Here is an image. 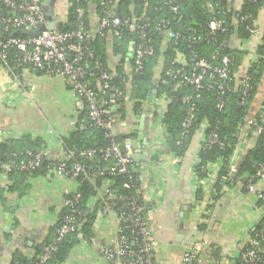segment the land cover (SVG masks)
<instances>
[{"label": "trees", "instance_id": "16d2710c", "mask_svg": "<svg viewBox=\"0 0 264 264\" xmlns=\"http://www.w3.org/2000/svg\"><path fill=\"white\" fill-rule=\"evenodd\" d=\"M69 7L66 11L65 21L57 29L62 33H70L77 30L79 26L90 28V13L93 12L98 19L105 17L106 13H113L121 18L147 19L152 25L162 22L166 30L177 35L176 39L170 40L163 33L158 34L148 30L142 43L153 49L150 56H146L142 62V69L138 74L133 70V52H129V44L138 41L135 33L121 28V36L113 38L110 30L104 31L103 35H94L89 42L82 43L91 55L84 57L80 65L83 70V78L80 80L88 90L98 93L96 107L99 119L102 123H109L106 128L96 124L89 116L91 111L85 98L83 106L77 109L75 129L66 137L61 138L64 150V163L67 172L66 177L74 180L77 186L79 198L73 208L77 211L75 215L74 231L68 234L62 241L55 244V250L51 253L45 264H63L68 258L71 250L81 240L91 241L93 237V224L97 214L104 209V201L107 197L105 191L114 197L111 204V213L116 219L127 215L131 207L144 204L140 199L136 175L131 173V163L128 172L121 174L117 169V159L113 156L105 157L102 150L112 143L122 145L129 136L114 132L115 122L124 120L126 115V96L132 104L133 113L140 115L143 105L151 98L166 97L168 104L162 115L161 123L166 130V147L177 158H183L188 151L193 137L202 130L204 136L214 134L217 136L219 145H213L209 149L198 150L195 174L204 177L207 165L221 160V168L218 171L216 193L219 195L221 188L241 185L244 193L248 192L245 182L252 177L258 167L264 163V131L257 132L255 126H249L247 135L254 136V144L248 146L244 155L235 165V172L229 174L228 166L230 159L240 144V126H243L247 118L264 128V98L257 112L254 111L256 95L264 72V35L255 49L254 60L250 63L247 76L249 77V90L245 95L237 92L220 94L214 90L212 85L206 82L200 90L192 85L183 83V75L191 73L195 63L204 60L212 65H220L222 57H228V69L230 71L229 85L236 88L234 75L241 64L245 52L231 49L230 38L236 35L241 41H247L250 37V29L254 27L258 12L264 8V0H242L240 9L235 11L229 5V0H65ZM177 7L176 12L170 8ZM4 15L8 16L11 11L0 5ZM43 13L44 8L42 7ZM47 17V15L45 14ZM246 17V18H244ZM142 19V20H143ZM211 21H221V26L211 34L208 25ZM152 29V28H151ZM8 33L0 31V42H6ZM15 37L24 38L17 34ZM7 53L11 59L17 54L15 49H8ZM109 54L118 57L115 69L109 67ZM182 57V62L178 58ZM161 61V63H160ZM129 66L130 70L126 69ZM161 66L156 76L155 70ZM181 70L178 75L168 76L170 71ZM109 74L108 90L100 94V73ZM42 75V73H39ZM70 87V86H68ZM118 91L121 98H112L114 92ZM198 95V97H196ZM188 97V103L182 99ZM110 99H116L110 103ZM222 100L224 108L218 110L216 103ZM243 103V104H242ZM193 107L194 118L188 127L187 133L182 135V123L188 116L187 109ZM111 132V137L107 134ZM47 146L40 138L24 136L17 140H7L0 143V173L4 167L10 164L22 165L32 160L35 156L44 159V173L49 167L54 166L46 156ZM87 150H94L92 158L81 155ZM80 166V171L73 176L74 165ZM101 174H97L98 172ZM113 173V174H112ZM39 167L23 171L11 169L7 173L8 186L0 188V203L5 200V191L24 195L29 186L27 181L42 176ZM129 183L130 188H124ZM100 195L93 207L88 206L91 198ZM202 192L197 191V200L202 199ZM67 198V196H66ZM120 198H124L121 200ZM255 208L260 216L255 226L260 229L264 222V206L255 199ZM70 214V208H63L58 216L52 235L45 242L35 248V255L29 259L15 256L12 264H38L43 254V248L54 242L55 232L63 223L64 218ZM200 232L206 231V224L198 227ZM211 256L219 260V249L211 244Z\"/></svg>", "mask_w": 264, "mask_h": 264}, {"label": "crops", "instance_id": "0c3cea01", "mask_svg": "<svg viewBox=\"0 0 264 264\" xmlns=\"http://www.w3.org/2000/svg\"><path fill=\"white\" fill-rule=\"evenodd\" d=\"M241 1L229 0V5L237 11ZM42 4L43 8H49L45 13L47 17L59 19L60 24L65 21V0H43ZM89 21L92 28L98 17L91 12ZM255 25L259 32L264 29V8L258 12ZM259 43L258 34L247 41L239 40L236 35L230 38L231 49L245 52L234 75L235 86L240 85L247 73ZM109 58V67L115 69L118 57L109 54ZM178 60L183 61L182 57ZM160 68H156V76ZM126 69L130 70V67ZM129 96H126L125 118L115 122L113 130L129 136V143L135 141L136 147H140L135 151L131 148V153L140 155V170L135 175L144 204L143 215L153 235L155 261L178 264V258L196 240L215 244L219 249L218 256L221 254L228 259L234 254L237 242L246 239L257 222L255 197L242 192L238 184L221 188L217 195L215 187L221 160L207 165L204 177L195 174L197 154L204 136L202 130L195 134L183 158H177L168 150L166 130L161 123L168 104L166 97L151 98L143 105L141 114L135 115ZM263 98L264 72L253 108L255 112ZM76 99L62 78L27 73L18 83L0 66V143L24 136L40 138L47 146L48 158L63 159L61 138L75 129ZM248 128L245 125L241 130L240 144L230 159L234 167L248 146L254 144V136L247 135ZM41 173L42 176L27 181L29 190L24 195L5 191V200L0 203V264H12L15 256L26 260L33 257L35 248L52 235L62 210L64 192L77 187L73 179L55 175L50 169L45 173L43 169ZM7 186L8 177L0 173V188ZM197 191L202 192L201 200L196 198ZM99 198L100 195L91 198L88 206L93 207ZM203 223L207 229L200 232L198 227ZM116 227L113 214L102 216L93 224L91 241L81 240L63 264H98L97 246L113 240ZM227 235L234 240L227 245L222 240V245L219 244L218 239Z\"/></svg>", "mask_w": 264, "mask_h": 264}, {"label": "built area", "instance_id": "2783aa9c", "mask_svg": "<svg viewBox=\"0 0 264 264\" xmlns=\"http://www.w3.org/2000/svg\"><path fill=\"white\" fill-rule=\"evenodd\" d=\"M42 2L43 0H0V5L11 11V14L6 16L2 8L0 9V31L3 33H10L14 30L32 29L45 24L47 22V17L43 13ZM65 6L66 9H68L69 5L66 1ZM170 10L176 12L177 7L172 6ZM142 19L143 17L139 19L121 18L113 13H106L105 17L98 19L96 25L89 29L79 26L76 31L70 33H62L56 29L53 31L46 30L35 38L12 37L4 43L0 42V66L18 83L20 77L27 73H42V75L62 78L75 94L78 109L83 106V101L80 98H85V102L89 104L91 109L89 113L90 118L94 120L97 125L109 128V123H102L99 119V114H103V112H99L95 105L98 93L88 90L86 85L80 81L83 78V70L80 63L84 57H89L91 55V52L87 48H84L82 43L89 42L94 35L102 36L106 30H110V35L113 38L121 36V28L127 29L128 32L135 33L138 41L132 43L133 70L135 74H138L142 69L143 59L153 53L152 48L146 47L142 43L148 30L154 29L158 34L163 33L170 40L177 38L175 33L164 28L162 22L152 25L147 19ZM221 24V21H211L208 25L211 34H213ZM253 24L254 27L250 29L251 36L258 34L261 38V36L264 35V29L259 32L255 25V21ZM10 48L15 49L17 52L13 59H11L7 53V50ZM220 61L221 64L219 66L212 65L204 60L197 61L191 73L183 75V83L190 84L195 89L200 90L202 84L206 82L208 86L212 85L220 96L230 92H237L245 95L249 90V77L247 73L243 76L239 86L231 88L228 84L231 74L228 69L229 59L224 56ZM180 73L181 70H176L167 72L166 74L172 76ZM110 77L111 76L106 72L100 73V81L102 82L99 88L100 94H105L108 90V81ZM196 97H198V95ZM112 98H121L120 93L118 91L114 92ZM115 100L116 99H110L109 102L114 103ZM189 100L188 97L182 99L184 103H188ZM216 108L222 110L224 108V102L219 100L216 103ZM187 112L188 116L182 123V135L187 133L188 127L194 118L193 107H189ZM245 125L255 126L258 133L264 131V128L257 125L253 121V118H247L244 125L240 126L238 132H240ZM107 137H111V132L107 134ZM217 144L219 145L220 143L216 135L211 134L203 136L199 149H209L211 146ZM123 145L125 148V153L123 154L119 152V146L114 143L101 151H104L105 157L113 156L117 159V169H115L113 173L115 171L121 174H126L128 172L131 146L128 140L124 142ZM93 154L94 150H87L81 153V155L87 158H92ZM41 158L42 157L38 155L25 164L19 166L10 164L5 166L2 174L7 177V173L11 169L23 171L33 170L39 167ZM52 161L56 162L54 166L49 167V169L55 175L66 177L67 172L65 170L64 160L58 159ZM80 169V166L75 164L73 176H76ZM228 170L230 174L235 172L233 163H230ZM97 174H101V172L99 171ZM123 186L126 189L130 188L129 183H125ZM245 188L249 194L255 197L256 201H260L264 206V163L261 164L255 174L245 182ZM105 193L107 197L104 201V209L97 214L95 221L101 219L102 216L113 214L110 211V202L113 201L114 196L110 192L105 191ZM78 198L77 187L73 191L64 192L62 209L70 208V214L64 218L63 223L57 228L54 235V242L43 248V254L39 258L38 264H45L49 260L51 253L55 250V244L62 241L68 234L74 231L75 215L77 211L73 206ZM120 199L124 200V198ZM259 214L260 212L257 213V221L260 216ZM262 214L264 220V212ZM116 221V236L113 240L110 242L105 241L97 246L98 264H158L154 257L153 235L144 218L143 208L140 206H133L129 214L123 215L121 218L116 219ZM210 246L211 244H206L204 241L199 240L194 242L178 258V264H201V262H206V264H264V222L260 225L259 230L254 226L248 237L240 240L235 248L234 254L229 256L228 259H225V261H222L223 257L221 254L219 260H215L213 256H211L212 250Z\"/></svg>", "mask_w": 264, "mask_h": 264}, {"label": "water", "instance_id": "95a60500", "mask_svg": "<svg viewBox=\"0 0 264 264\" xmlns=\"http://www.w3.org/2000/svg\"><path fill=\"white\" fill-rule=\"evenodd\" d=\"M44 5V4H43ZM60 27V20L51 16L47 17V22L45 24L40 25L37 28H32V29H19V30H14L11 31L8 35L9 38L15 37L17 34L25 37V38H35L38 37L42 32L48 30V31H53L56 30ZM132 51V45L131 48H129V52ZM142 125V124H141ZM130 146L133 151L139 149L136 147L135 141L130 142ZM118 150L121 154L125 153V148L124 145H120L118 147ZM130 163H131V173L132 174H138L140 170V155L138 152L131 153L129 155ZM43 167H44V159L41 158L40 163H39V170L40 172H43Z\"/></svg>", "mask_w": 264, "mask_h": 264}, {"label": "rangeland", "instance_id": "374dc122", "mask_svg": "<svg viewBox=\"0 0 264 264\" xmlns=\"http://www.w3.org/2000/svg\"><path fill=\"white\" fill-rule=\"evenodd\" d=\"M48 9H49L48 7H47V8H44V12L46 13V12L48 11ZM222 240H223V242H225L224 245H227L228 242H229V241H233L234 238L230 237L229 235H227V236H222L220 239H218L219 244L223 243ZM196 241H197V240H196ZM239 242H240V240L237 242V245H238ZM221 245H222V244H221ZM233 245H234V244H233ZM233 245H232V246H233ZM237 245H235V247H236ZM229 251H230V250H229ZM223 253H224V252H223ZM222 261H225V259L223 258Z\"/></svg>", "mask_w": 264, "mask_h": 264}]
</instances>
